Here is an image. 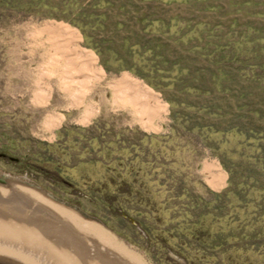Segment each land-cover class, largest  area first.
Here are the masks:
<instances>
[{"label": "rangeland", "instance_id": "rangeland-1", "mask_svg": "<svg viewBox=\"0 0 264 264\" xmlns=\"http://www.w3.org/2000/svg\"><path fill=\"white\" fill-rule=\"evenodd\" d=\"M93 1L0 0V232L5 236L15 228L14 237L31 239L34 232L28 236V231H19V226L13 225L15 217L26 215L48 217L46 228L54 231L57 227L51 218L55 214L48 212L47 203L102 227L148 264H160L148 248L137 243L140 230L133 215L116 212L91 195L75 194L67 184L49 182L35 167L27 166V159L35 160L43 153L41 142L55 143L63 127L96 124L99 130L93 128L91 134L100 133L104 139L111 138L114 132L124 138L142 134L165 138L168 149L173 151L171 158L179 163L173 166L181 173L180 185L195 195L207 196L211 191L226 189L229 169L234 173V183L240 181L255 166L243 157L252 154V147L241 149V136L234 130L264 132V43L256 41L264 37V0H106L110 6L100 8L93 7ZM92 11L105 13V30L87 27L88 22L95 25L94 19L80 14L89 16ZM143 15L163 18L168 23L174 16L184 19L185 23L178 22L184 25L182 33L187 34L177 41L180 35L165 31L144 33L136 22ZM49 21L75 30L78 46L91 51L105 73L101 82L75 86L83 93L84 103L97 108L85 123L80 121L85 104L72 105L62 89L58 66L51 62L54 54L48 51L49 41L42 30V24ZM118 22L124 26L117 28ZM202 23L218 26L219 30L211 34L199 31ZM176 24L172 21L170 25ZM153 27L158 28L159 23L154 22ZM173 31L171 28L170 33ZM125 39L130 44H147L150 50L129 52ZM226 44L234 47L215 53L211 61L193 49L199 47L211 53L215 45ZM124 72L158 94L165 104L162 120L152 118L149 127L143 126L138 120L141 116L127 101L121 104L113 100L107 83ZM58 115L60 122L52 126L53 117ZM68 149L72 163L80 154L96 157V150L80 145ZM205 161L217 163L225 174L219 187L207 183ZM89 170L98 171L99 166H90ZM255 171L260 177L259 170ZM7 181L32 189L35 194L19 190L17 195L6 194L2 186ZM12 217L14 222L10 221ZM50 237L56 239L54 234Z\"/></svg>", "mask_w": 264, "mask_h": 264}, {"label": "trees", "instance_id": "trees-1", "mask_svg": "<svg viewBox=\"0 0 264 264\" xmlns=\"http://www.w3.org/2000/svg\"><path fill=\"white\" fill-rule=\"evenodd\" d=\"M93 3V7L97 8L110 6L106 0H94ZM104 14L92 11L89 16L83 12L80 15L94 19L95 25L87 23L90 30L97 29L96 26L105 30ZM172 21L178 24L172 26ZM178 21L185 23L186 20L174 16L169 24L163 18L150 19L143 15L136 22L142 26L144 33L165 31L180 35L177 41H182L187 32L182 33L184 25ZM154 22L159 23L158 28L153 27ZM123 26L124 23H117V28ZM171 28L174 29L172 33ZM198 30H207L211 34L219 27L202 23V28ZM256 39L264 43V37ZM124 43L129 52L136 54L141 49L145 52L150 50L147 44L141 45L140 42L130 44L125 39ZM232 47L215 45L211 53H204L199 47L193 49L200 50V55L211 61L215 53ZM117 61L120 64V59ZM235 61L240 63L239 57ZM93 128L99 130L96 124L63 127L55 143L41 142L43 153L35 160L27 159V166L35 167L53 184H67L73 187L75 194L91 195L116 212L133 215L140 230L137 243L148 248L160 264H264L262 130L233 129L241 136V149L252 147V154L243 157L254 164V169H258L261 176L258 177L253 173L257 171L253 170L234 183V173L229 169L228 187L202 196L180 185L178 177L181 173L173 166L179 163L171 158L173 151L168 149L162 136L142 134L137 138H124L119 132H114L111 138L104 139L100 133L91 134ZM79 145L96 150V157L87 158L80 154L76 163H72L68 148ZM96 164L99 170L91 172L90 166ZM168 180L172 182L166 183Z\"/></svg>", "mask_w": 264, "mask_h": 264}, {"label": "bare ground", "instance_id": "bare-ground-1", "mask_svg": "<svg viewBox=\"0 0 264 264\" xmlns=\"http://www.w3.org/2000/svg\"><path fill=\"white\" fill-rule=\"evenodd\" d=\"M45 29L48 33L46 39L49 41L48 48L54 53L51 56V62L61 70L59 76L62 79V89L69 94L73 105L79 106L83 103V95L77 93L73 86L75 87L83 80L98 82L104 77V73L96 64L92 52L78 49L75 41L79 39V36L75 30L61 23L45 24ZM45 74L47 77L50 76V73ZM107 84L112 92L113 100L120 103L127 101L133 112L141 116L138 120H141L143 126L149 127L152 118H162L165 104L161 102L158 94L139 79L124 72L110 79ZM83 111L84 116L80 121L85 123L97 111V108L92 104L85 105ZM216 164L206 161L203 164L204 171L207 172L206 181L213 187H219L225 175ZM24 187L17 186L13 181H7L2 189L6 194L17 195V190L20 193L35 194L32 189ZM11 204H13L12 201ZM45 205L49 213L55 214L53 216L50 213L51 219H55L54 225L57 228H54V231L46 228L50 220L46 216L26 215L20 216L22 218L15 217L16 221L12 217L10 221H15L13 225L19 226V231L22 229L28 231V236L31 232L34 234L28 240L20 238L21 235L14 237L15 228H11L5 236H2L4 232H0L1 259L21 261L23 264H148L138 253L129 249L102 227L82 220L76 214L61 207L47 203ZM33 227L35 230L31 231ZM51 234H54L56 239L51 238Z\"/></svg>", "mask_w": 264, "mask_h": 264}, {"label": "crops", "instance_id": "crops-1", "mask_svg": "<svg viewBox=\"0 0 264 264\" xmlns=\"http://www.w3.org/2000/svg\"><path fill=\"white\" fill-rule=\"evenodd\" d=\"M48 23H55V24H57V23H60V22H54V21H49V22H44L43 24H42V30L43 29H45V24H47L48 25ZM43 26H44V28H43ZM47 35H48V33H47V31H46V29H45V31H44ZM79 36V35H78ZM78 41V40H77ZM77 41H75V44H76V46L78 47V49H84V50H86L85 48H82V47H79L78 46V44H77ZM48 51H52V50H49V48H48ZM86 51H88V50H86ZM91 52V51H90ZM52 53H53V51H52ZM84 53V52H83ZM54 54V53H53ZM94 57H95V62H96V56L94 55ZM85 57H84V55H83V59H84ZM97 64V63H96ZM100 67V66H99ZM102 69V68H101ZM58 71L60 72L61 70H60V67H58ZM103 71V70H102ZM47 72H49V70L47 71ZM103 73H104V71H103ZM79 75H82V74H79ZM104 76H105V73H104ZM104 78V77H103ZM102 78V79H103ZM102 79H100L98 82H100V81H102ZM61 82H62V80H61ZM81 82H86V81H80V82H78L77 84H79V83H81ZM88 83H90V84H92V83H97V82H93V81H89ZM76 84V85H77ZM73 88H75L74 86H73ZM75 90H76V88H75ZM76 92L77 93H80V92H78L77 90H76ZM68 96H69V94H67ZM82 95H83V93H82ZM70 97V96H69ZM70 99H71V97H70ZM82 100H83V104H85L84 103V95H83V97H82ZM83 104H81V105H83ZM72 105H73V102H72ZM81 105H79V106H81ZM86 105V104H85ZM84 105V106H85ZM74 106V105H73ZM61 119V115H58L57 117H53V122L51 123L52 124V126H54V125H56L58 122H60L59 120Z\"/></svg>", "mask_w": 264, "mask_h": 264}, {"label": "water", "instance_id": "water-1", "mask_svg": "<svg viewBox=\"0 0 264 264\" xmlns=\"http://www.w3.org/2000/svg\"><path fill=\"white\" fill-rule=\"evenodd\" d=\"M0 264H21L18 262L10 261V260H5L0 258Z\"/></svg>", "mask_w": 264, "mask_h": 264}]
</instances>
